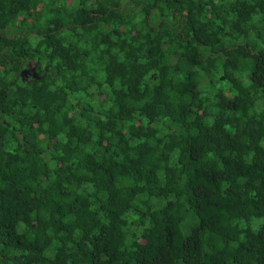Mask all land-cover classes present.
Here are the masks:
<instances>
[{
    "label": "trees",
    "instance_id": "16d2710c",
    "mask_svg": "<svg viewBox=\"0 0 264 264\" xmlns=\"http://www.w3.org/2000/svg\"><path fill=\"white\" fill-rule=\"evenodd\" d=\"M0 264H264V0H0Z\"/></svg>",
    "mask_w": 264,
    "mask_h": 264
},
{
    "label": "flooded vegetation",
    "instance_id": "af4514ba",
    "mask_svg": "<svg viewBox=\"0 0 264 264\" xmlns=\"http://www.w3.org/2000/svg\"><path fill=\"white\" fill-rule=\"evenodd\" d=\"M23 74H24L25 77H28V76L35 77V76H37L35 70H29V69L24 70Z\"/></svg>",
    "mask_w": 264,
    "mask_h": 264
}]
</instances>
